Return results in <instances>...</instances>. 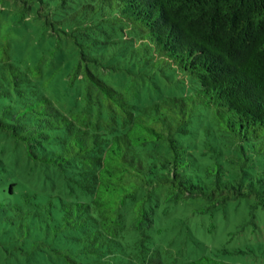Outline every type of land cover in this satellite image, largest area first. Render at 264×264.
<instances>
[{
	"label": "trees",
	"instance_id": "trees-1",
	"mask_svg": "<svg viewBox=\"0 0 264 264\" xmlns=\"http://www.w3.org/2000/svg\"><path fill=\"white\" fill-rule=\"evenodd\" d=\"M9 1L22 14L38 6L47 24L67 14L58 19L70 20L68 36L81 48L85 105L66 114L41 87L42 69L16 65L0 36V131L80 191V200L61 202L71 227L89 228L95 253L114 254L123 230L153 223L159 202L204 197L198 210L207 212L255 197L264 208V0H0V15ZM110 12L138 32L125 39L134 65L184 72L195 91L137 106L104 81L93 51L121 44L99 36ZM9 167L0 157V177ZM15 185L0 195L13 196ZM187 264L234 263L205 256Z\"/></svg>",
	"mask_w": 264,
	"mask_h": 264
},
{
	"label": "rangeland",
	"instance_id": "rangeland-1",
	"mask_svg": "<svg viewBox=\"0 0 264 264\" xmlns=\"http://www.w3.org/2000/svg\"><path fill=\"white\" fill-rule=\"evenodd\" d=\"M2 9L0 36L9 37L14 63L24 69H42L38 81L62 112L82 108L86 82L75 69L81 48L68 36L74 32L70 20L58 19L68 15H54L57 19L51 18L47 24L46 18L38 17V6L22 14L21 3L9 1ZM114 15L110 12L111 20L104 23L108 34L99 36L121 44L93 51L101 58L103 65L97 73L104 81L137 106L195 91L197 85L184 72L134 65L126 54L125 39L138 32ZM112 64L119 68H108ZM0 157L11 163L9 172L0 177V192L16 181L13 196L0 195V264H187L205 256L234 264H264V208L255 207V197L232 199L207 212L198 210L209 203L204 197L171 206L159 202L154 222L145 223L141 231L123 230L114 254L105 256L108 253H95L97 244L87 238L89 228L69 225L76 221L67 220L61 198L76 202L83 196L72 190L63 173L30 160L24 146L3 131ZM28 190L38 194H26ZM129 206L125 211L128 224L134 221ZM83 237L87 239L83 241Z\"/></svg>",
	"mask_w": 264,
	"mask_h": 264
}]
</instances>
